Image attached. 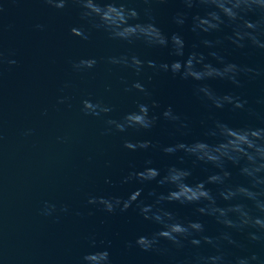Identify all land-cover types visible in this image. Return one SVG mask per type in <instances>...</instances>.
I'll list each match as a JSON object with an SVG mask.
<instances>
[{
    "label": "water",
    "instance_id": "obj_1",
    "mask_svg": "<svg viewBox=\"0 0 264 264\" xmlns=\"http://www.w3.org/2000/svg\"><path fill=\"white\" fill-rule=\"evenodd\" d=\"M0 5L4 8L0 14V51L4 53L0 64V264H79L80 257L92 250V236L98 242L110 241L106 246L114 264H170L172 255L182 257L196 250L214 252L212 245L202 244L197 249L185 242V248L177 253L168 241H161V246L172 249L169 255L143 251L135 240L158 226L144 220L135 204L126 211L107 213L101 205L89 204L88 199L93 195L127 198L130 192L142 188L140 199L152 203L154 197L149 193L167 192L168 186L161 187L155 181L121 183L130 171L142 170L148 160L152 167L160 169L161 175L176 165L191 170L190 184L206 180L217 169L195 162L184 152L166 154L162 147L209 139L204 133L215 120L234 128L264 127V102H260L264 101V75L254 79L242 75V86L224 80L209 81L219 94H233L247 101L243 109L232 105L216 108L194 94L195 81L147 68L142 77H137L130 68L107 63L102 58L126 52L129 46L92 29L81 20L76 4L58 9L45 0H0ZM129 6L141 10L146 7L141 0H133ZM151 7L156 25L166 35L179 33L184 38L186 54L193 50V44H198V50L207 55L210 50L200 44L204 37L191 31V17L203 14L200 7L187 10L181 0H156ZM179 11L189 13L183 25L174 21ZM141 19H145L143 12ZM38 24L45 27L39 29ZM81 25L90 31L87 41L71 33L72 27ZM230 32L224 27L207 38L223 39ZM220 49L229 61L264 69V49H241L228 40ZM132 50L142 59L158 64L177 59L171 55L170 47L137 44ZM88 57L98 60L94 68L73 69V61ZM9 60L16 63L9 64ZM138 78L151 93L146 102L157 101L158 107L152 111L160 119L150 130L104 134L107 119L121 118L144 99L136 90L125 91L126 84ZM62 96L67 99L59 103ZM85 98L103 100L113 111L100 116L85 114ZM168 107L187 122V129H178L164 119L162 113ZM124 138L151 140L158 147L133 152L123 147ZM226 167L232 173L231 183H246L240 166L227 163ZM107 178L112 183H106ZM207 187L218 194L219 186ZM45 202L56 206L51 215L44 214ZM218 202L226 203L219 197ZM65 206L67 212L62 211ZM166 206L181 219L201 220L209 236L231 231L238 242L247 246L245 250L225 241L227 251L264 256V242L250 241L248 230L225 229L214 217L199 214L197 205L174 202ZM128 242H132L131 248Z\"/></svg>",
    "mask_w": 264,
    "mask_h": 264
},
{
    "label": "clouds",
    "instance_id": "obj_2",
    "mask_svg": "<svg viewBox=\"0 0 264 264\" xmlns=\"http://www.w3.org/2000/svg\"><path fill=\"white\" fill-rule=\"evenodd\" d=\"M54 8L63 9L69 3L76 4L80 9V18L92 29L103 31L108 38L129 46V50L118 55H110L105 59L112 65H122L134 71L137 77H142L147 69L171 72L184 80L197 82L194 94L209 106L223 108L232 105L234 109H243L246 100L233 94H219L209 81L224 80L242 86V75L254 79L264 75V69L248 65H240L229 61L222 53L220 46L228 40L238 48L253 47L264 49V0H181L185 9L200 7L203 14L197 13L191 17V31L197 36H203L200 44L209 49L207 55L198 50L199 45L193 44L192 51L186 54V41L179 33L166 35L155 23L151 5L156 0H141L146 7L141 10L130 7L133 0H45ZM4 8L0 5V14ZM141 12L145 19H141ZM188 11H179L174 17L175 23L185 24ZM43 29V24L36 25ZM224 27L231 29L223 39L207 38L222 32ZM71 33L82 40L90 39V31L84 25L72 27ZM142 44L147 48L170 47L171 55L177 57L171 63H157L154 60L142 59L132 48ZM212 57L209 60L208 57ZM213 60L215 62H213ZM4 61V53L0 51V64ZM15 64V60H9ZM98 63L95 57L81 58L72 62L76 71L94 68ZM123 79V78H122ZM151 80V76L148 77ZM67 86V85H66ZM111 87L110 85L108 86ZM136 90L143 94V100L136 102L135 108L126 112L121 118H109L105 121L107 127L104 134L128 133L129 130L139 132L152 129L160 117L152 109L158 107L155 100L146 102L151 93L141 79H135L130 85L126 84L125 91ZM67 97H60L59 103H64ZM264 102V101H260ZM82 110L85 114L100 116L110 113L113 107L103 100H82ZM251 112L252 109H249ZM164 119L172 122L178 129H187L188 124L171 107L162 113ZM31 130H29L30 133ZM206 140H195L192 143L178 142L162 147L166 154L184 152L194 158L195 162L211 165L217 171L212 172L206 180L190 184L188 178L191 170L169 166L163 175L158 168L152 167V161H146L142 170H132L123 177L121 183L133 181L140 183L155 181L159 186H168L167 192L149 193L154 197L152 203L140 199L142 188L130 192L125 198L119 195L90 196L89 204L101 205L107 213L119 209L126 211L134 204L144 220L157 225L158 228L147 235H141L135 240V245L146 252L156 251L161 255H169L171 248L162 247L161 241H168L177 253L185 248V242L197 246L212 245L214 252L190 251L182 257L172 255L170 264H264V256L256 252L235 255L226 250L224 242L237 248L247 250V246L238 242L231 231H223L218 236L206 234L205 225L201 220H184L178 217L166 205L174 202L197 205L196 211L202 216L214 217L218 224L225 229L239 232L247 231L250 241L264 242V127H232L229 124L215 120L205 131ZM123 147L130 151L158 147L147 139H123ZM183 159V158H181ZM109 166L110 161L106 162ZM227 163L240 166V174L246 178V183H231V171ZM106 183H112L110 178ZM209 184L219 186L218 194H214ZM220 200L226 203L221 204ZM55 205L45 202V215H51ZM62 211L67 212L65 206ZM109 242L97 241L90 237L92 250L85 252L79 264H114ZM129 248L133 246L128 242Z\"/></svg>",
    "mask_w": 264,
    "mask_h": 264
}]
</instances>
